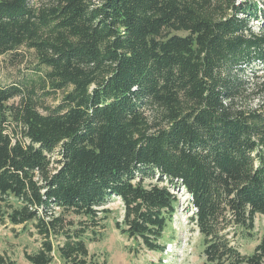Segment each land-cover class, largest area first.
<instances>
[{
    "label": "trees",
    "instance_id": "16d2710c",
    "mask_svg": "<svg viewBox=\"0 0 264 264\" xmlns=\"http://www.w3.org/2000/svg\"><path fill=\"white\" fill-rule=\"evenodd\" d=\"M260 5L0 0V56L27 48L45 71L0 79V220L41 237L30 263L97 264L115 198L120 232L162 252L183 188L208 264H264V231L239 243L264 216V112L237 102L244 72L264 79Z\"/></svg>",
    "mask_w": 264,
    "mask_h": 264
},
{
    "label": "rangeland",
    "instance_id": "374dc122",
    "mask_svg": "<svg viewBox=\"0 0 264 264\" xmlns=\"http://www.w3.org/2000/svg\"><path fill=\"white\" fill-rule=\"evenodd\" d=\"M259 13L264 14V5H260ZM17 53L19 54L0 56V79L3 83L39 81L45 71L37 69L38 63L33 51L21 48ZM259 75H263L262 68L255 74L249 71L243 73L245 86L237 98L238 106L264 112V79ZM38 91L45 105L58 103L54 94H47L41 87ZM17 101L18 99H15V102ZM148 182L149 180L146 183ZM172 191L179 195L181 205L174 217L175 222L172 228L167 230L166 237L162 241L166 245L164 251L148 250L120 232L116 223H121L123 220L124 204L120 198H115L106 204L109 216L105 220L107 226L102 231V238L88 244L91 259L97 261V264H160V259L164 264H208L202 254L203 237L196 224L190 219L194 209L189 203L191 195L183 188L179 190L172 188ZM255 225L254 236L240 238V250L243 253L253 252L259 241L264 231L263 215L256 216ZM175 236L177 240H170ZM40 246L41 237L35 233L33 227L30 231H23L22 224L14 226L0 220V256L2 255L7 263L13 261V264H32L25 258V253L36 252ZM53 264H65L57 252Z\"/></svg>",
    "mask_w": 264,
    "mask_h": 264
}]
</instances>
